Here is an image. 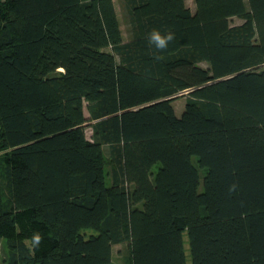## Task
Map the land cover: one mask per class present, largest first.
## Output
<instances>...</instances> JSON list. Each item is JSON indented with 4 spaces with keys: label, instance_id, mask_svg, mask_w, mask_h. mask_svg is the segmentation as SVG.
<instances>
[{
    "label": "trees",
    "instance_id": "obj_1",
    "mask_svg": "<svg viewBox=\"0 0 264 264\" xmlns=\"http://www.w3.org/2000/svg\"><path fill=\"white\" fill-rule=\"evenodd\" d=\"M121 7L0 0L2 264H264V0Z\"/></svg>",
    "mask_w": 264,
    "mask_h": 264
},
{
    "label": "rangeland",
    "instance_id": "obj_2",
    "mask_svg": "<svg viewBox=\"0 0 264 264\" xmlns=\"http://www.w3.org/2000/svg\"><path fill=\"white\" fill-rule=\"evenodd\" d=\"M113 1H114L117 17H118L119 24H120L122 38L124 41H127L130 38L129 25L127 23V20L125 18V15H124L122 7H121V0H113ZM186 4L192 10H194V0H186ZM241 21L242 20L237 18V17H233L231 19L232 24H238ZM202 65L205 66L204 63H202ZM172 104L174 106L176 113L178 115L181 114V112L184 108V105H185V97L184 96H178L177 98H175L173 100ZM85 131H86L87 137H90V135H91L90 127H87L85 129ZM1 159H3V152H0V160ZM1 167H2V162H0V169H1ZM184 248H185V254H186L187 260L190 261L189 245H188V240H187L186 234L184 235ZM7 250L8 249H7L5 240L0 238V264H2V261L5 257ZM112 264H128V258H127V251H126L125 243H119V244L113 245V247H112Z\"/></svg>",
    "mask_w": 264,
    "mask_h": 264
},
{
    "label": "clouds",
    "instance_id": "obj_3",
    "mask_svg": "<svg viewBox=\"0 0 264 264\" xmlns=\"http://www.w3.org/2000/svg\"><path fill=\"white\" fill-rule=\"evenodd\" d=\"M148 42L150 45H154L156 49H166L168 47L169 41L174 39V33L167 32L161 33V31L153 29L148 33ZM39 236H35L33 243H38Z\"/></svg>",
    "mask_w": 264,
    "mask_h": 264
}]
</instances>
